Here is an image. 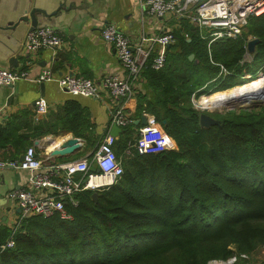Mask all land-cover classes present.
Instances as JSON below:
<instances>
[{
  "label": "trees",
  "instance_id": "16d2710c",
  "mask_svg": "<svg viewBox=\"0 0 264 264\" xmlns=\"http://www.w3.org/2000/svg\"><path fill=\"white\" fill-rule=\"evenodd\" d=\"M180 23L165 66H146L130 109L135 120L153 115L175 148L139 153L133 145L142 124L123 128L113 146L124 169L118 182L96 200L92 190L76 194V203L67 200L70 220L24 219L0 264H208L229 258L231 246L248 256L264 246V105L213 114L219 124L204 128L192 101L264 74V14L237 38L211 46L189 20ZM249 37L259 39L250 59ZM67 107L52 130L65 126L85 142L81 155H92L104 137L78 102ZM14 119L0 122V149L13 150L1 160L20 159L29 147ZM10 235L1 230L0 241Z\"/></svg>",
  "mask_w": 264,
  "mask_h": 264
},
{
  "label": "built area",
  "instance_id": "2783aa9c",
  "mask_svg": "<svg viewBox=\"0 0 264 264\" xmlns=\"http://www.w3.org/2000/svg\"><path fill=\"white\" fill-rule=\"evenodd\" d=\"M142 6L150 16L165 18L173 14L189 20L208 40V46L223 38H237L252 17L264 14V0H142ZM101 37L114 47L125 76L106 75L98 81L72 73L57 77L49 68L43 70L38 80L55 81L61 90L76 97L97 100L107 98L110 101L112 125L123 129L141 120H135L128 107L133 101L136 102V90L146 66L150 62L156 70L165 66L167 48L174 42V35L172 30H162L161 34L143 37L135 44L129 35L109 23L101 29ZM63 44L64 40L56 29L36 28L27 33L23 50L35 53L47 48L61 49ZM260 74L264 76L263 71ZM27 77L28 72L25 70L0 66V87L13 86ZM35 107L38 115L48 112V103L44 98L37 100ZM1 113L0 109V118ZM144 116H147V124L139 129L133 147L144 154L160 152L167 145L172 147L174 141L155 117L150 114ZM116 139L107 134L92 155L55 165H44L34 147L26 150L23 160L0 159V170L15 169L30 174V189H15L9 193L21 210V218L13 227L11 235L5 241H0V251L15 246L14 235L24 219L59 215L70 220L73 217L66 209L67 200L76 203L75 195L84 190L100 191L117 183L124 169L113 149ZM241 259L248 260L249 256L239 254L227 261L209 264H236Z\"/></svg>",
  "mask_w": 264,
  "mask_h": 264
},
{
  "label": "crops",
  "instance_id": "0c3cea01",
  "mask_svg": "<svg viewBox=\"0 0 264 264\" xmlns=\"http://www.w3.org/2000/svg\"><path fill=\"white\" fill-rule=\"evenodd\" d=\"M33 10H36L37 28L53 27L60 33L64 40L61 49L24 52L23 42L32 28L30 15ZM25 15L29 17V22L18 24ZM109 23L129 35L135 44L143 37H154L162 30L174 31L181 25L180 18L173 14L165 18L150 16L144 10L142 0H0V66L28 72L26 79L13 86L0 87V122L4 123L15 116L12 127L19 129L18 134L29 137V147L36 149L44 165L65 163L91 155V151L81 155L85 145L82 139L81 147L73 154L64 157L52 155L60 143L74 137L62 125L55 128L57 133L52 130L59 118H65L70 102L76 101L86 109L97 134L105 137L110 133L112 122L107 98L76 97L61 90L55 81L38 80L43 70L49 68L57 77L72 73L98 81L106 75L125 76L114 47L101 37V29ZM253 39L256 38L249 37V42ZM249 57L251 54L247 53ZM12 58L17 59L16 66L11 64ZM40 98L48 103L45 115H38L36 111V102ZM135 105L133 101L128 109L134 110ZM46 130L50 131L49 135H46ZM11 146L2 147L0 154L13 151ZM29 179L27 171L0 170V231H12L19 223L21 210L9 193L15 189H30Z\"/></svg>",
  "mask_w": 264,
  "mask_h": 264
},
{
  "label": "water",
  "instance_id": "95a60500",
  "mask_svg": "<svg viewBox=\"0 0 264 264\" xmlns=\"http://www.w3.org/2000/svg\"><path fill=\"white\" fill-rule=\"evenodd\" d=\"M35 12H36V10H33L31 12V15H30V19L32 21L31 30L36 29L38 27L37 19L35 18ZM22 21L23 22H29V17L27 15H25V17H21L18 24L21 23ZM39 28H43V27H39ZM51 28H53V27H51ZM258 40L259 39H253L248 43L247 50H248L249 54H252L255 51V47H256V44L258 43ZM193 58H194V55H191L190 60ZM17 62L18 61L16 58H12L11 64H14V66H16ZM249 81H251V80H249ZM203 110H205V109H203ZM219 122L220 121L218 119H215L214 117H212L211 115H209L207 113H203L200 116V125L204 128H208L212 125L219 124ZM134 124L135 125H140V124L146 125L147 124V117L143 116L140 121H135ZM122 132H123V129L121 127L117 126L116 124H113L109 134L118 139ZM80 147H81L80 139L77 137H70V138L66 139L65 141H63L62 143H60L59 146L52 151V155L53 156H59V157L68 156V155L73 154ZM21 160H23V157H21ZM98 196H99L98 191H95L93 193V198L96 200L98 198Z\"/></svg>",
  "mask_w": 264,
  "mask_h": 264
},
{
  "label": "bare ground",
  "instance_id": "6f19581e",
  "mask_svg": "<svg viewBox=\"0 0 264 264\" xmlns=\"http://www.w3.org/2000/svg\"><path fill=\"white\" fill-rule=\"evenodd\" d=\"M263 99L264 80L257 79L246 82L244 85L234 87L233 89L218 92L209 97L202 98L198 103L196 102V104L201 109L213 110L222 109L235 103H246L250 105L254 101Z\"/></svg>",
  "mask_w": 264,
  "mask_h": 264
},
{
  "label": "rangeland",
  "instance_id": "374dc122",
  "mask_svg": "<svg viewBox=\"0 0 264 264\" xmlns=\"http://www.w3.org/2000/svg\"><path fill=\"white\" fill-rule=\"evenodd\" d=\"M250 58L251 57H249L248 59H250ZM260 72H261V69L258 72H256L254 75H251V74L250 75H245V79H247V80H244V83L249 82V80H251V81H254V80H257V79H263L264 80V76H261ZM239 86H241V85H239ZM230 89H233V88H230ZM219 92H222V91H219ZM215 93H218V92H215ZM215 93H213V94H215ZM213 94H210V95H202V96L197 97V98H194L193 97L192 98L193 106L196 109H198L201 112V114L207 113L209 115H213V114H216V113H222L223 114V113H226L227 111H231V110H235V111H237L239 113V111L241 109L252 110L254 108H260V107H262L264 105V99H263V100L254 101L250 105L249 104H246V103H244V104L243 103H239V104L238 103H235V104H233L231 106H228L229 108L228 107H225V108H222V109H213V110H210V109L203 110L199 106H197L196 102L198 103L202 98L209 97V96H211ZM173 143H174V145L172 147H170L169 145H167V148H164V150H162V151H167V150H170V149H174L175 148V142H173ZM162 151H160V152H162ZM160 152L157 151L156 153H160ZM230 248L232 249V251L234 253L229 258H227L226 260H221V259L212 260L210 262H213V261H218V262H220V261H227L230 258L234 257L235 255H239L237 253V251L235 250L234 247L231 246ZM249 257H250V259L248 261H244L243 259H241V261L239 260V262L236 263V264H264V246L261 247L259 249V251H256L255 253H252Z\"/></svg>",
  "mask_w": 264,
  "mask_h": 264
}]
</instances>
